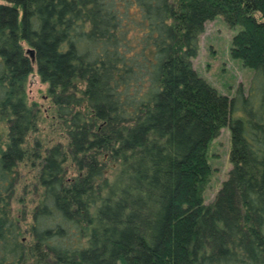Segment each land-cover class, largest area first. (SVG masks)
I'll use <instances>...</instances> for the list:
<instances>
[{"label":"trees","instance_id":"16d2710c","mask_svg":"<svg viewBox=\"0 0 264 264\" xmlns=\"http://www.w3.org/2000/svg\"><path fill=\"white\" fill-rule=\"evenodd\" d=\"M219 15L260 95L198 75ZM34 73L61 139L29 148ZM0 123V264H264V0H0ZM225 126L232 168L206 204ZM24 164L38 198L15 209Z\"/></svg>","mask_w":264,"mask_h":264},{"label":"rangeland","instance_id":"374dc122","mask_svg":"<svg viewBox=\"0 0 264 264\" xmlns=\"http://www.w3.org/2000/svg\"><path fill=\"white\" fill-rule=\"evenodd\" d=\"M239 30L240 26L230 27L222 15L208 21L200 36L199 53L193 60L198 75L215 87L219 93L231 99L239 94L241 86L246 94L254 88L255 93L260 95L263 85V79L257 76L253 68L245 66L242 60L231 56L232 39ZM47 90L48 85L43 83L37 74L34 73L29 77L27 85L29 102L36 104L40 109L38 128L31 133L27 143L29 148H33L37 140L45 145H52L61 139L60 128L54 126L56 119L51 113V101ZM259 95L255 96L256 99ZM4 128L5 125L0 123V130ZM231 147V130L229 126H225L208 147L212 173L204 194L206 204L215 199L223 182L229 176L232 168ZM20 174L21 182L18 185L14 207L21 208L23 203L19 199L24 198L28 208H33L38 198L34 188L36 170L32 165L24 164L20 167Z\"/></svg>","mask_w":264,"mask_h":264}]
</instances>
